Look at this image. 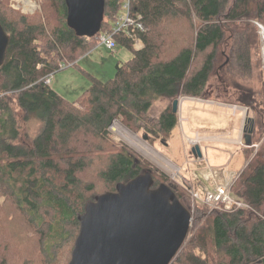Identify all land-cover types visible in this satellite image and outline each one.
<instances>
[{
    "label": "trees",
    "instance_id": "1",
    "mask_svg": "<svg viewBox=\"0 0 264 264\" xmlns=\"http://www.w3.org/2000/svg\"><path fill=\"white\" fill-rule=\"evenodd\" d=\"M104 2L101 30L86 38L68 26L65 0H41L30 15L0 0V24L9 36L0 67V264H35L40 250L37 264H69L79 218L95 197L147 172L152 188L173 185L108 131L119 121L135 134L167 141L177 124L172 107L148 115L161 97L199 98L217 73L233 98L225 103L247 109L245 130L252 128V140L264 138V70L260 61L255 87L251 59L260 48L254 22L264 27V0H129V17L142 30L131 26L113 38L130 59L116 64L112 79L91 78L68 101L46 80L111 31L123 4ZM135 39L143 44L137 51ZM32 116L40 122L35 137L26 130ZM252 145L243 147L246 165L230 190L248 208L195 204L189 238L171 264H264V140ZM173 189L182 202L187 192Z\"/></svg>",
    "mask_w": 264,
    "mask_h": 264
},
{
    "label": "water",
    "instance_id": "2",
    "mask_svg": "<svg viewBox=\"0 0 264 264\" xmlns=\"http://www.w3.org/2000/svg\"><path fill=\"white\" fill-rule=\"evenodd\" d=\"M65 2L68 26L79 37H95L101 30L104 0ZM8 43L9 36L0 24V67ZM177 105L174 100L173 113ZM252 132V128L244 129L246 147L252 146ZM191 153L201 158L199 146ZM153 183L147 172L89 202L79 218L80 230L69 264H171L187 240L192 216L170 184L153 189Z\"/></svg>",
    "mask_w": 264,
    "mask_h": 264
},
{
    "label": "rangeland",
    "instance_id": "3",
    "mask_svg": "<svg viewBox=\"0 0 264 264\" xmlns=\"http://www.w3.org/2000/svg\"><path fill=\"white\" fill-rule=\"evenodd\" d=\"M124 1L125 0H121L123 5L117 19L125 13ZM9 4L14 10L30 15L38 10L41 0H9ZM254 24L257 27V35L259 36L260 41V48L257 50L258 52L254 48L251 50V59L255 68L253 72V82L256 87L259 85V75L262 73L260 68V61H262V42L260 37L261 29L258 27L257 22H254ZM224 49L225 47L223 45L220 47L219 51L224 52ZM93 52L94 54L90 55ZM99 56L101 59L102 57L104 59L98 60ZM130 57L131 52L117 43L114 49H108L101 42H99L97 46L86 56L87 59L82 63L81 67L86 66L91 68L93 72H100L103 70V72H106L107 74L103 76L104 79H102V81H106L114 77L116 64L118 62L126 63ZM96 62H99V64ZM262 69L264 70L263 67ZM54 77H56L55 80L56 85L58 83V89L61 93H63V97H67L66 99L69 101L78 95L80 96L90 84L89 79L84 77L78 69L74 68L73 65L56 72L50 77V81L54 82ZM218 77L219 74L217 73L213 75L202 96L199 98H189L192 99V101H181L183 98L176 95L175 98L172 99L161 97L153 103L148 115L151 117H157L167 106H171V100H178L176 112L177 124L172 129L165 144H163L160 140L163 139V137L153 140V135L150 136L144 133L135 134L124 127L119 121H114L108 128L111 140L116 144L128 147L131 151L135 152L144 160L149 162L157 170L165 174L170 179V182H175L173 183L174 186H180L179 184L183 185L182 183H184L187 187H192L197 190L201 196H203L204 190L197 187L195 184V181L198 180L201 181L206 188H209L210 191H212V186L204 181L203 176L200 173V169H221L228 174L238 175L246 165L245 157L242 151L243 147H245L243 143L240 146L239 144L212 142L206 139L199 142L201 158L196 159L191 153L192 146L189 143V140L196 138V135L205 138L210 136H220L234 139L238 137V128L241 116L239 112L236 116H232L233 109L230 105H227V103H232L233 98L229 99L231 98L230 93L225 92V88L220 85ZM231 78L232 77L230 76L226 77L228 80H231ZM200 98H202V100ZM224 101H227V103H224ZM247 116L248 113L246 112L245 119H247ZM249 116L253 118V112L249 113ZM39 128L40 122L32 116L31 120L26 125L28 134L31 137H35ZM121 129L125 131L124 134L119 133ZM126 132L130 133L137 140L146 145L152 152L155 153L157 157L168 163L172 169L162 168V166L132 147L127 140L124 139V136H121V134L127 136ZM144 135L147 136V140L143 139ZM257 140H259L260 144L264 138L259 136V134H256L253 137L252 142ZM257 146L258 145H255V148ZM191 173H193L194 176H191ZM181 203L188 210H192L194 203L188 194L182 197ZM208 210H210V208ZM188 238L189 234L187 240ZM39 255L37 254V256L32 257L35 264L39 262Z\"/></svg>",
    "mask_w": 264,
    "mask_h": 264
},
{
    "label": "built area",
    "instance_id": "4",
    "mask_svg": "<svg viewBox=\"0 0 264 264\" xmlns=\"http://www.w3.org/2000/svg\"><path fill=\"white\" fill-rule=\"evenodd\" d=\"M129 0L124 1V15L118 18L111 31L110 32H104L100 33L97 36L98 42H101L106 48L108 49H114L116 46V42L113 38L114 35L125 32L127 33L129 27L135 26L136 28L142 30L141 25L136 24L135 21H133L132 18L129 17V5H128ZM258 27L260 28V24H257ZM260 37H261V42H262V64L264 68V29L260 28ZM140 43L139 39L134 40L133 47L138 50L136 47L137 44ZM50 78L46 80V83L49 84ZM238 110L237 106H233V111L234 113ZM244 115H246V110L243 111ZM189 143L191 145H197L199 143V138L196 136L195 139L189 140ZM237 176H231L229 179H221L218 177V175L212 174L210 176L204 175V179L207 183H209L212 186V191H210L209 188H204V194L203 196L200 195V193L197 190H194L192 187H187L184 183L183 185L179 184L186 192L187 194L191 197V200L193 201V208H192V214L194 211V205L195 204H202L210 210H225L227 212H232L237 209L241 208H248L247 204L236 200L235 198L232 197L230 190L233 187L235 180L237 179ZM175 183V182H174ZM191 213V212H190ZM191 214V216H192Z\"/></svg>",
    "mask_w": 264,
    "mask_h": 264
},
{
    "label": "crops",
    "instance_id": "5",
    "mask_svg": "<svg viewBox=\"0 0 264 264\" xmlns=\"http://www.w3.org/2000/svg\"><path fill=\"white\" fill-rule=\"evenodd\" d=\"M137 48H138V50L139 49H141L142 47H143V44H142V42L140 41V43H138L137 44V46H136ZM95 48V47H94ZM93 48V49H94ZM92 49V50H93ZM135 50H136V48H134ZM92 50H90L87 54H85L84 56H82L80 59H78V61L76 62V64L74 65V68H76V69H78L80 72H81V74L84 76V77H86L87 79H89V83H91V78H95V79H98V80H100V81H102V79H104L103 78V76L105 75V74H107L106 72L104 73L103 72V70L102 71H100V72H93V70L91 69V68H88V67H86V66H83V67H81V65H82V63L87 59L86 58V56L92 51ZM137 51V50H136ZM94 54V52L93 53H91L90 55H93ZM89 55V56H90ZM99 59L98 60H102V59H104L103 57H102V59H101V57L99 56L98 57ZM97 64H99V62H96ZM101 63V62H100ZM69 67V66H68ZM56 77H54L53 78V81L54 82H52V81H50L49 82V84L51 85V88L55 91V92H57L59 95H61L62 97H63V93H61V91L58 89V83H57V85H56ZM53 83H54V85H53ZM89 86H90V84H89ZM88 86V87H89ZM87 87V88H88ZM84 92V91H83ZM82 92V93H83ZM79 96V95H78ZM77 96V97H78ZM77 97H74V99H70L71 101H74V100H76L77 99ZM64 98V97H63ZM67 98V97H66ZM65 98V99H66ZM69 98V97H68ZM181 98H183V100H181V101H186V100H190V101H192V99H189V97H181ZM201 100H202V98H200ZM218 99V98H217ZM67 100V99H66ZM69 101V100H68ZM224 103H225V101H224ZM227 105H230L231 106V108L233 109V106H236V105H233V104H227ZM168 107V106H167ZM238 107V106H237ZM244 110H246V112L248 113V110L247 109H245V108H242V107H238V110L234 113V111H233V114H232V116H236L237 114H238V112L240 113V116H241V120H240V123H239V128H238V137L237 138H234V139H230V138H227V137H220V136H210V137H208V138H205V137H202V136H199V135H196V136H198V138H199V142L200 141H204V140H208V141H212V142H226V143H234V144H239L240 146L242 145V143L244 144V126H245V122H246V119H245V116L246 115H244V113H243V111ZM163 111V110H162ZM193 139H195V138H193ZM190 140H192V139H190ZM199 144L200 143H198L197 144V146H199ZM191 146H193V145H191ZM194 146H196V145H194ZM244 146H245V144H244ZM253 146V145H252ZM255 146V145H254ZM246 147V146H245ZM242 151H243V149H242ZM244 155V154H243ZM246 162V161H245ZM161 168V167H160ZM162 169V168H161ZM242 171V170H241ZM200 173L202 174V176H203V179H204V175H205V177L206 176H210V175H212V174H217L218 175V177L219 178H221V179H229L231 176H234V174H228V173H226V172H224L223 170H221V169H208V170H205V169H200ZM239 175V174H238ZM191 176H194L193 175V173H191ZM235 176H237V175H235ZM204 181H205V179H204ZM195 184L197 185V187H200V188H202V189H204L205 188V185L201 182V181H198V180H196L195 181ZM195 190V189H194Z\"/></svg>",
    "mask_w": 264,
    "mask_h": 264
},
{
    "label": "bare ground",
    "instance_id": "6",
    "mask_svg": "<svg viewBox=\"0 0 264 264\" xmlns=\"http://www.w3.org/2000/svg\"><path fill=\"white\" fill-rule=\"evenodd\" d=\"M119 133H123L124 134L125 131L123 129H121L119 131ZM123 134H121V136H124V139H126L127 142L132 147H134L136 150H138L143 155L147 156L148 158H150L151 160H153L154 162H156L157 164H159L160 166H162V168H164V169L171 168L172 169V167L168 163H166L165 161H163L159 157H157L154 152H152L146 145H144L139 140H137L133 135H131L130 133H127V132H126V135L127 136H125Z\"/></svg>",
    "mask_w": 264,
    "mask_h": 264
},
{
    "label": "flooded vegetation",
    "instance_id": "7",
    "mask_svg": "<svg viewBox=\"0 0 264 264\" xmlns=\"http://www.w3.org/2000/svg\"><path fill=\"white\" fill-rule=\"evenodd\" d=\"M172 102H171V107H172V104H173V101L174 100H171ZM152 138H154V137H152ZM161 140V142H163V144H165L166 143V141H163V139H160ZM194 146H192V148H193ZM191 148V149H192ZM172 187H174V185H171ZM158 187V186H157ZM153 189H155V188H153Z\"/></svg>",
    "mask_w": 264,
    "mask_h": 264
}]
</instances>
